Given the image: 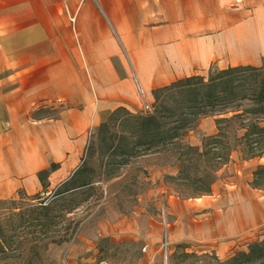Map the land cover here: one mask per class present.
I'll list each match as a JSON object with an SVG mask.
<instances>
[{"label":"rangeland","instance_id":"rangeland-1","mask_svg":"<svg viewBox=\"0 0 264 264\" xmlns=\"http://www.w3.org/2000/svg\"><path fill=\"white\" fill-rule=\"evenodd\" d=\"M90 1L129 12L135 28L168 24L144 18L151 0ZM153 91L138 88V110L122 107L83 130L80 158L64 182L0 201V264H230L231 255L264 240V153L245 157L253 145L236 138L243 132L237 123L217 137L220 115L198 118L158 151L136 147L130 121L157 110ZM107 120L108 129L98 131Z\"/></svg>","mask_w":264,"mask_h":264},{"label":"crops","instance_id":"crops-1","mask_svg":"<svg viewBox=\"0 0 264 264\" xmlns=\"http://www.w3.org/2000/svg\"><path fill=\"white\" fill-rule=\"evenodd\" d=\"M151 1L144 18L168 24L135 28L129 12L90 0H0V200L64 182L83 130L119 107L138 110V88L263 64L264 0Z\"/></svg>","mask_w":264,"mask_h":264},{"label":"trees","instance_id":"trees-1","mask_svg":"<svg viewBox=\"0 0 264 264\" xmlns=\"http://www.w3.org/2000/svg\"><path fill=\"white\" fill-rule=\"evenodd\" d=\"M153 92L157 99V110L138 115L130 121L129 135L135 139L136 147L157 146L158 151L166 144L182 137L198 118L220 115L216 119L217 137H225V128L237 123L235 130L243 132L236 138L242 143L253 145L245 152V157L250 158L264 153V126L261 125L264 121V61L261 66L210 68L206 76L201 74L186 76ZM120 110L123 108L114 110L108 120L110 121ZM108 120L100 123L98 131L108 129ZM127 122L128 118H122L121 124ZM52 168L54 165H51ZM46 173L47 170L40 172L41 178ZM262 258L264 240L249 244L247 251L234 253L226 262L252 264Z\"/></svg>","mask_w":264,"mask_h":264},{"label":"built area","instance_id":"built-area-1","mask_svg":"<svg viewBox=\"0 0 264 264\" xmlns=\"http://www.w3.org/2000/svg\"><path fill=\"white\" fill-rule=\"evenodd\" d=\"M148 106L146 105V108H147ZM97 264H106L104 261H99Z\"/></svg>","mask_w":264,"mask_h":264}]
</instances>
